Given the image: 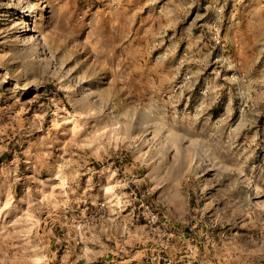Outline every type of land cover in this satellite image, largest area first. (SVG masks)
I'll use <instances>...</instances> for the list:
<instances>
[{"label":"rangeland","instance_id":"1","mask_svg":"<svg viewBox=\"0 0 264 264\" xmlns=\"http://www.w3.org/2000/svg\"><path fill=\"white\" fill-rule=\"evenodd\" d=\"M0 264H264V0H0Z\"/></svg>","mask_w":264,"mask_h":264}]
</instances>
